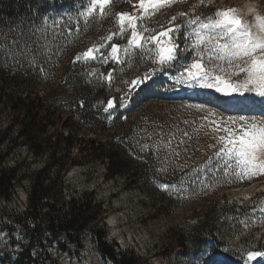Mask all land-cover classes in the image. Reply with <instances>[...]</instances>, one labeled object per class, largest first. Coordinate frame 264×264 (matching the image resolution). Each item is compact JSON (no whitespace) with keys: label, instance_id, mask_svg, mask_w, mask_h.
I'll return each mask as SVG.
<instances>
[{"label":"trees","instance_id":"16d2710c","mask_svg":"<svg viewBox=\"0 0 264 264\" xmlns=\"http://www.w3.org/2000/svg\"><path fill=\"white\" fill-rule=\"evenodd\" d=\"M86 4L87 0H0V110L9 117L0 129V198L10 199L15 184L23 178L18 173L19 165H2L12 149L25 146L34 158L49 155L48 162L27 176L26 209L14 219L27 236V245L21 246L23 250L10 264H45L49 260L45 232L59 252L66 251L68 243L78 252L81 234L91 223L101 220L103 209L92 194L65 202L62 176L72 164L92 162L103 164L105 180H123L142 192L151 218H178L177 222L169 221L165 231L168 249L163 247L162 254L179 248L180 254L191 250L197 255L208 248V240L216 255L236 262L247 260L248 252L264 250L259 243L251 249L235 245L223 249L225 238L235 236L231 226L250 218L249 205L230 202L225 195L214 198L223 179L208 173L192 174L190 168L178 165L188 152L195 155L194 139L182 136L191 128L177 124L174 107H162L161 103H202L173 96L174 83L164 73L145 75L137 67H129L142 62L137 53L131 56L128 66L126 59L122 63L109 59L97 64L93 60L74 61L75 53L89 46L84 38L88 19L80 16ZM138 78L144 82L131 86L130 82ZM157 89L162 96L154 99L152 93ZM124 98L129 104L122 109ZM108 100L113 101V108L105 111ZM156 106L162 111L149 112ZM137 111L141 113L129 122ZM74 149L76 154L72 155ZM160 161L165 164L163 168L158 165ZM52 168L57 171L54 176ZM183 177L188 178L190 207L178 209L173 193L160 191L156 183H171ZM201 178H212L216 184L209 181L199 185ZM218 225L222 226L220 236ZM93 232L96 249L114 264L143 261L132 250H117L100 228ZM61 235L65 239L58 241ZM33 246H40L41 253L34 255ZM49 263L58 264L55 259Z\"/></svg>","mask_w":264,"mask_h":264},{"label":"rangeland","instance_id":"374dc122","mask_svg":"<svg viewBox=\"0 0 264 264\" xmlns=\"http://www.w3.org/2000/svg\"><path fill=\"white\" fill-rule=\"evenodd\" d=\"M89 3L90 0H87L83 11L89 6ZM248 3L253 4V9L250 13L246 10V4ZM201 4L203 5L202 7H193V5L199 6ZM228 8H235V14L247 22L251 31L258 35L256 30L253 29V23L257 15L264 17V0H175L174 3L163 6L158 11L150 9L147 15L139 7L138 0H111L103 17L99 16L100 12L97 7L94 13L88 17V23H86L84 38L89 43L87 49L99 48V51L93 53L96 59H84L82 53L87 51L85 49L82 52L75 53L74 61L87 62L93 60L97 64L105 61V57L109 60L111 59L108 55L111 51V45L115 43L118 45V61L120 63L126 59V66L130 65L131 56L137 53L138 58L140 57L142 62L140 61L137 66L132 65L129 67H137L145 75L147 73H164L168 81L174 83L173 95L177 94L175 97L190 98L207 106L205 109H198L190 103H175L176 105L172 106L169 102L160 104L162 107H174L178 118L176 123L184 124L191 128L190 132L187 134L182 133V136L194 139L192 147L195 155L193 156L191 152H188L186 159L178 163L179 167L190 168L192 174L201 173L206 176L208 173L220 177L219 179H223V182L220 183L218 194L214 198L220 199L222 195H225L230 202L234 201L237 204L247 203L251 209L250 218L241 220L238 225L231 226L230 229L235 231V236L233 238L226 237L227 242L222 248L226 249L235 245L238 248L251 249L258 243L264 245V175L252 177L251 179H241L235 175L233 169L229 167V165H234V159L224 153L217 154L222 146L218 143V138L220 135L225 134L223 132H215L213 129L216 125L211 121L213 119L219 121L221 118L227 120L229 117L234 119L245 117L249 121L264 120V114L256 113L257 109L253 108L251 110L246 105V103L251 106L258 102V104L264 103V97L257 95L255 92L233 94L228 97L239 103L243 102L242 106L239 104L233 109L226 106L223 107L217 100H211L210 102L208 96L217 95V92L211 88L201 87L199 83L187 81L186 73H184V69L190 65L193 58H198L197 52L193 50L194 37L191 28L187 31L181 29L182 36H180V32L172 34V39L179 46V51L176 54L177 58L166 65H161L154 62L156 60L155 46L151 41L145 43L142 48L128 45L131 29L127 28L125 23L126 30L121 33L120 25L115 17L117 12H128L130 15L136 16L138 25L148 28V31H143V28H140L143 37H148L163 28L174 27L177 24L186 25L188 19L201 14L203 18L214 17L216 11ZM181 12L185 13V15L178 16ZM173 16H178V18L172 21ZM170 21L171 23H169ZM109 35L112 36L111 40L107 39ZM203 47L202 45L201 48ZM125 49H128V51L126 52ZM78 55L81 56V59L76 60ZM202 62L209 70H212L218 63L215 60H210L208 53L203 55ZM59 70H61L60 67L58 68ZM182 74L184 75L182 76ZM232 79L243 80L244 75L239 74L233 76ZM115 80L120 81L118 79ZM113 84L116 88L117 83ZM152 96L154 99H159L162 96L161 91L159 89L154 90ZM125 101L128 100L124 98L121 103L122 109L127 108L124 105ZM213 104H219L224 109L217 108ZM150 109L152 111L149 110V112L153 113L162 111L160 106ZM139 111L133 113V116L129 118V122H133L134 118L138 117V114L141 113ZM209 112H214L217 115L215 117L209 116ZM8 121V114L0 110V129H3ZM167 142H169V139H167ZM5 149H1V154L5 153ZM73 154H76L75 149L72 151ZM205 157L213 160L208 162ZM48 161V154L34 158L30 150L25 146L12 149L3 158L2 165L5 167L12 168L15 165H19L18 173L23 178L20 179L18 184H15L14 194L10 199L4 200L0 198V264H10L13 257L21 249L23 250L21 246L27 245V236L19 226H16L14 219L18 213L24 211L23 207L26 206L29 190L27 176H31L33 172L40 169ZM158 165L163 168L165 164L160 161ZM56 173V169L52 168L51 176L56 175ZM104 173L105 169L102 163L92 162L81 165L72 164L63 174L64 201L68 202L71 198L77 199L83 195L92 194L94 202L101 204L103 214L100 216L101 220L99 222L91 223L81 234V247L78 252H75L78 248L72 243H68L66 251L59 252L55 241L50 244L51 236L48 232H45V239L48 240L44 241V244H46L45 251L49 256V260L55 259L58 264H114L110 259L104 258L95 247L93 231L100 228L105 232V239L109 243L116 244L117 250H132L137 256L143 258L140 264L216 263L211 262V259L213 260L211 256L214 252L209 247L198 255H187V252H192L191 250L180 254L179 248L170 250L166 255L162 254L164 249H168L167 247L165 248L168 242L165 231L170 223L169 221L173 219L177 222L178 218L176 216L167 218L162 215L157 218H151L148 214V200L142 192H138V189L132 188L131 183H125L123 180H105L103 178ZM187 180V177H183L179 181L175 180L171 183H166L167 181L157 182L156 187L160 191L168 190L170 194L173 193L171 195L177 199L178 209L181 206L188 208L190 207V199L188 195L189 187L186 185ZM198 181L199 185L208 184L209 181L216 184V181L212 178L208 181L207 178H201ZM212 198L208 200L210 201ZM183 209L181 208V210ZM221 227V225H218L216 228V232H219L218 236H220L222 231ZM63 239H65V236L61 235L58 241ZM31 252L34 255L40 254V246H33ZM260 253L262 255L251 260H243L239 264H264L262 261L264 259V251ZM49 260L47 259L45 264H50ZM221 263L229 264L225 263V261H221Z\"/></svg>","mask_w":264,"mask_h":264},{"label":"snow or ice","instance_id":"6c2138e0","mask_svg":"<svg viewBox=\"0 0 264 264\" xmlns=\"http://www.w3.org/2000/svg\"><path fill=\"white\" fill-rule=\"evenodd\" d=\"M174 2L175 0H138L139 7L145 15L150 9L158 11L161 7ZM110 3L111 0H90L89 6L80 13V16L87 21L98 7L103 17ZM202 6V4L193 5V7ZM235 13V8H228L216 11L214 17L203 18L201 14L188 19L186 25L177 24L174 27L163 28L148 37H143L140 31V28H143V31H148V28L138 25L136 16L128 12H117L115 17L120 25L121 33L126 30L125 23L127 28L131 29L128 45L142 48L145 43L151 41L155 46L156 60L154 62L161 65H166L177 58L179 46L172 39V34L181 32V29L187 31L191 28L194 37L193 50L197 52L198 58H193L190 65L184 69L187 81L214 89L224 96L255 92L264 97V37L254 34L249 24ZM184 15L183 12L178 14V16ZM178 16H173L172 21H175ZM256 20L259 22V30L264 32V17L257 15ZM107 39L111 40L112 36L109 35ZM202 45L203 48H201ZM96 51H99V48H89L82 53V56L84 59H96L93 55ZM125 51L127 52L128 49ZM205 53L209 54L210 60L218 62L212 70H209L202 62ZM108 55L113 61L119 60L117 44L111 45ZM79 59H81L80 55L76 57V60ZM104 59L106 62L107 57ZM239 74L244 75L243 80L232 79L233 76ZM110 78L111 75H109ZM143 82V78H138L132 80L130 84L137 86ZM195 107L203 109L204 105L198 104ZM111 108H113V101L108 100L105 111ZM216 115L214 112H209V116L215 117ZM211 122L216 125L213 129L215 132L225 134L218 138V143L222 146L217 154L224 153L234 159V165H229V167L233 169L235 175L241 179L264 175V120L249 121L245 117L238 119L229 117L227 120L221 118L219 121L213 119ZM259 255L262 253L248 252L247 259L251 260Z\"/></svg>","mask_w":264,"mask_h":264},{"label":"bare ground","instance_id":"6f19581e","mask_svg":"<svg viewBox=\"0 0 264 264\" xmlns=\"http://www.w3.org/2000/svg\"><path fill=\"white\" fill-rule=\"evenodd\" d=\"M252 9H253V4H251V3H248V4H246V10H247V12L248 13H250L251 11H252ZM258 21L255 19L254 20V23H253V29L254 30H256V32L258 33V35H260V36H262V37H264V32H261L260 30H259V28H258ZM198 97V96H197ZM202 97V96H201ZM209 97V101L211 102V100H217L218 102H219V104L220 105H222L223 107L224 106H226V107H228V108H236L237 107V105H241L242 106V104H243V102H241V103H239V102H237V101H235V100H232L230 97H228V96H224L223 94L221 95V93L220 94H218L217 93V95H209L208 96ZM205 99V98H204ZM202 100V99H201ZM127 103H129V101H125V103H124V105L126 106L127 105ZM259 103V102H258ZM258 103H254L252 106L251 105H248V103H246V105H247V107L249 108V109H253V108H255V109H257L259 112H261V114H264V103H260V104H258ZM252 104V103H251ZM231 111V110H230ZM110 222H112V220H110ZM215 258L213 257V260L211 259V262H216V259L214 260ZM229 263V264H235V262H233V261H231V260H227V261H225V263ZM220 264H224V263H220ZM255 264H258V263H255Z\"/></svg>","mask_w":264,"mask_h":264},{"label":"water","instance_id":"95a60500","mask_svg":"<svg viewBox=\"0 0 264 264\" xmlns=\"http://www.w3.org/2000/svg\"><path fill=\"white\" fill-rule=\"evenodd\" d=\"M175 96H177V94H175ZM216 258L222 260V257L220 255H216Z\"/></svg>","mask_w":264,"mask_h":264},{"label":"built area","instance_id":"2783aa9c","mask_svg":"<svg viewBox=\"0 0 264 264\" xmlns=\"http://www.w3.org/2000/svg\"><path fill=\"white\" fill-rule=\"evenodd\" d=\"M26 205H27V203H25ZM24 208V210L26 209V206L25 207H23Z\"/></svg>","mask_w":264,"mask_h":264}]
</instances>
